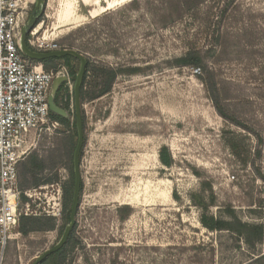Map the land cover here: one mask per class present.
<instances>
[{"label":"rangeland","instance_id":"obj_1","mask_svg":"<svg viewBox=\"0 0 264 264\" xmlns=\"http://www.w3.org/2000/svg\"><path fill=\"white\" fill-rule=\"evenodd\" d=\"M177 2L46 0L28 35L35 45L45 40L78 50L93 67L140 69L119 74L108 94L81 102L83 189L67 264H247L243 239L203 227L195 199H209L211 186L212 213L225 215L232 205L244 221H259L251 209L264 206V0H204L195 17L165 24ZM35 3L30 0L29 17ZM191 49L208 56L220 101L239 124L219 114L198 69L174 64ZM57 63L70 76L61 87L69 93L65 108L73 123L70 69L78 72L80 61ZM69 130L59 124L36 133L28 156L38 151L50 162L34 176L43 179L39 185L23 189L19 166L20 219L5 246L0 240V264H32L69 223L63 206L70 162L62 155ZM230 134L238 135L247 164L227 144ZM164 145L172 167L160 161ZM23 215L52 218L54 226L45 220L44 230L24 236Z\"/></svg>","mask_w":264,"mask_h":264},{"label":"trees","instance_id":"obj_2","mask_svg":"<svg viewBox=\"0 0 264 264\" xmlns=\"http://www.w3.org/2000/svg\"><path fill=\"white\" fill-rule=\"evenodd\" d=\"M172 2L174 0H171ZM204 2V0H178V2L172 3V11L169 15L166 16L165 24H168L170 20L178 21L181 20L185 14H190L194 16L196 9ZM195 17V16H194ZM73 47V45H71ZM64 60L70 66L69 62L76 60L73 56L66 57H57V58H46L43 60H33L36 63L42 65L45 70H51L53 68H58V61ZM88 60V59H87ZM208 56L200 49H191L186 52L182 57L176 58L174 64L180 67H193L198 69L197 75L201 81L205 84L206 89L209 93L211 100L213 101L219 114L227 120H230L233 123L239 124L235 117H233L224 105L221 103L218 81L213 71L210 70L208 66ZM140 71L139 68L129 67V68H113V67H100L92 66L91 62L88 60L87 68L84 76V80L81 86V102L87 98H99L108 94L114 85V82L119 74L123 73H136ZM93 72V80L90 84L91 88H88V76ZM77 71L73 68L70 69V74L75 82ZM69 101V93L65 90L64 86L60 88L56 96V103L65 108L66 102ZM66 109V108H65ZM52 119L57 121L59 124L64 126L69 130V135L63 141L62 155L65 154L68 161L70 162V180L64 187V206L63 212L65 218L70 221V209L73 201L74 185H75V176L73 168V157L78 142V132L76 126V117L72 123L70 118H65L50 112ZM84 125V120H83ZM73 128V129H72ZM227 144L231 148L232 152L241 160L244 164H247L248 159H244L242 156V146L241 141H238V135H225ZM60 152L61 149L54 150ZM64 156V157H65ZM58 157V154L55 155ZM159 158L163 165L166 167H172L175 163L173 155L170 151V148L166 145L162 146L159 152ZM49 161L46 160L38 151H34L29 156L26 157L20 163V173H21V187L26 189L33 184L39 185L41 179H37L34 176H40L49 166ZM54 162V157H51V164ZM264 180V175H260ZM209 195V199H206L204 195H199L198 199H195V204L201 208L200 222L209 231H227L232 235H236L243 239L247 246L249 253V259L247 264H264V250L262 245L264 244V206L260 205L259 209H251L253 213L258 215V222H247L244 221L232 205H227L224 210L225 215H215L211 212V207L216 205V196L214 194L213 188ZM29 199L26 195L22 196V202L26 203ZM256 204H251L254 206ZM130 209L121 210V218L125 219L130 214ZM50 220L52 222V227L54 226L52 218H42L36 216L23 215L20 220V232L27 236L33 231H42L44 230V221ZM72 239V233L62 249L53 253L47 257L40 264H67V245Z\"/></svg>","mask_w":264,"mask_h":264},{"label":"built area","instance_id":"obj_3","mask_svg":"<svg viewBox=\"0 0 264 264\" xmlns=\"http://www.w3.org/2000/svg\"><path fill=\"white\" fill-rule=\"evenodd\" d=\"M30 0H0V240L5 246L20 219L19 164L34 146L38 131L59 123L52 119L48 98L54 79L65 68L40 69L21 50ZM37 51L62 49L57 44L27 40ZM27 194V193H26ZM30 196V195H29Z\"/></svg>","mask_w":264,"mask_h":264},{"label":"water","instance_id":"obj_4","mask_svg":"<svg viewBox=\"0 0 264 264\" xmlns=\"http://www.w3.org/2000/svg\"><path fill=\"white\" fill-rule=\"evenodd\" d=\"M45 7H46V0H36L34 11L31 13L28 22L22 31L21 50L26 57L32 60H43L46 58L73 56L80 61V68L76 75L75 86H74L75 108H76L75 115H76V126L78 131V142L73 157L75 185H74L73 201L70 209V221L66 225L60 240L53 247L41 253L32 264H40L47 257L62 249L64 245L67 243L72 233V230L76 223V215L80 205L81 183H82L80 159H81V151L85 141V132H84L82 112H81V86L87 68V63H88L87 58L81 52L75 49L63 48L48 52H41L32 49L28 45V41H27L28 35L36 26L39 18L44 13ZM68 79L69 77L65 74L56 77L52 84L48 98L50 111L54 114H57L65 118H69V113L65 108L59 106L56 103V96L61 86L65 84L68 81Z\"/></svg>","mask_w":264,"mask_h":264},{"label":"flooded vegetation","instance_id":"obj_5","mask_svg":"<svg viewBox=\"0 0 264 264\" xmlns=\"http://www.w3.org/2000/svg\"><path fill=\"white\" fill-rule=\"evenodd\" d=\"M81 157H82V151H81ZM81 160V159H80ZM80 164H81V162H80ZM73 168H74V164H73ZM68 169H69V171H70V168H69V166H68ZM81 174H82V172H81ZM82 189H83V180H82V183H81V193H82ZM81 198V197H80ZM73 231V230H72Z\"/></svg>","mask_w":264,"mask_h":264}]
</instances>
